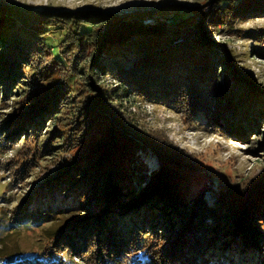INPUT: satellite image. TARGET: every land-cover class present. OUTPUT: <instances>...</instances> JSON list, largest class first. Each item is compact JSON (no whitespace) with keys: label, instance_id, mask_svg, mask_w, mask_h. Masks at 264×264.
Masks as SVG:
<instances>
[{"label":"trees","instance_id":"trees-1","mask_svg":"<svg viewBox=\"0 0 264 264\" xmlns=\"http://www.w3.org/2000/svg\"><path fill=\"white\" fill-rule=\"evenodd\" d=\"M213 3L212 11L198 4L100 15L0 4V42L5 47L0 94L11 99L16 89L23 90L13 101L18 105L0 121V136L3 143H23L15 159L20 177L26 178L51 152L76 154L71 166L60 165L13 210L9 226L27 227L48 219L61 199H76L63 207L78 217L54 231L38 257L26 256V261L48 257V263L61 264L78 257L85 264H241L234 260L249 251L247 264H264V175L251 187L237 180V174L226 175L234 181L222 186L209 178L212 183L206 181L193 192L195 173L183 153L169 145L163 131H149L151 137H142L141 145L111 105L112 98L121 99L118 85L107 89L95 71L103 68L101 60L113 48H130L133 66H117L118 74L123 73L119 78L129 83L120 84L123 94L161 98L172 107L183 103L210 116L211 84L219 76L210 45L220 44L208 38L207 17L229 24L233 15L264 11V0ZM174 9L189 18L200 13L202 20L195 22V30L184 24L172 29ZM259 36L264 38V30ZM176 62L187 71L175 73ZM231 65L227 61L221 68ZM47 75L54 81L46 82ZM48 120H54L51 129L44 128ZM224 126L241 137L250 133L235 131L230 123ZM147 147L156 152L161 167L152 171L146 186L136 189L131 164L140 148ZM6 234H0V251ZM1 256L0 262L6 263L5 257L9 264L22 261L12 252ZM255 256L256 262L250 261Z\"/></svg>","mask_w":264,"mask_h":264},{"label":"rangeland","instance_id":"rangeland-1","mask_svg":"<svg viewBox=\"0 0 264 264\" xmlns=\"http://www.w3.org/2000/svg\"><path fill=\"white\" fill-rule=\"evenodd\" d=\"M0 4L55 9L57 12L88 10L95 15L133 10L153 12L171 5H195L198 8V4L203 10L212 11L216 6L213 0H0ZM175 13L176 9L170 16ZM195 15L189 18L187 13H176L169 19V27L173 29L178 24H184L195 30L197 28L195 22L202 20L200 13ZM185 17L189 19L183 21ZM230 19L228 24L217 21L210 15L205 22L208 38L215 44H220L218 47L210 45L211 57L214 58L212 62L214 66L216 65V71L219 74L215 82L211 84L214 104L210 116L200 110L194 113L183 103L172 107L161 98L149 100L126 90L123 94L124 89L120 84L129 83L122 77L119 78V74L123 73L118 74L117 66H122L125 70L133 66L134 59H131L130 48L124 46L113 48L101 60L104 64L103 68L95 69L98 80L105 84L107 89H113L118 85L117 92L119 91L118 96L120 95L121 99L115 101L112 98L111 105L120 112L126 122L127 130L132 135H138L141 145L142 137L144 139L151 137L148 135L149 131L159 133L163 131L161 133L167 136L169 145L179 149L186 156L182 154L187 162L185 164L191 166L196 175L192 176L193 180L190 184L193 192L199 191L200 184L204 185L206 181L212 183L209 178L220 181L219 186H222V182L229 184L234 181H228L226 175L237 174L239 176L237 180L242 179L241 183L245 182L251 187L259 176L264 175V38L259 36L264 30V11H249L244 15H233ZM4 51L5 47L0 42V54ZM227 61L232 65L229 66L230 68L222 69L221 66ZM174 66L175 73L187 71L184 64L176 62ZM52 75L54 74L49 76ZM46 79V82L54 81L53 78L48 79V75ZM201 84L206 83L201 82ZM22 92L21 88L16 89L15 97H9L12 100L7 99L8 97L5 99L0 94V121L15 109L18 104H14L13 101L18 100ZM159 95L157 92L156 96ZM53 122L54 120L46 121L44 128L51 129ZM229 123L235 131L238 129L250 132L249 135L241 137L237 132L229 131L224 126L227 124L228 127ZM2 136L3 134L0 136V142L2 141L0 143V234H8L3 240L6 244L4 250L0 251V255L5 257L12 252L16 255L14 258L16 261L22 260L21 264L24 262H27L25 264H51L48 263V257L41 259V262L34 259L26 261V256L38 257L39 250L42 246H47L54 231L57 232L60 228L67 226L73 218L78 217L76 214L72 217L71 213L65 211L63 207L64 204L73 203L74 205L76 199H70L71 197L66 200L61 199V204L58 203L56 206L58 209L50 208L52 212L50 211L48 219L33 221L27 227H25L26 223L10 227L11 215L14 208L19 205L20 199L25 198L32 189L41 186L45 177L58 172L60 165L68 163L66 168L71 166L72 163L69 162L75 160L76 154L71 151L59 154L51 152L47 159L42 160L41 165L37 163L24 178L20 177V172L16 169L19 167L15 165L16 153L23 148V143L20 139L3 143L5 140ZM68 139L70 142L73 140L71 133ZM82 148L87 147L82 146ZM136 156L138 157L135 162L131 164V166L135 165L131 179L133 187L138 189L149 183L152 171L160 169L161 165L156 152L151 147H147L146 150L140 148ZM22 218H20L21 221ZM245 257H250L249 251L247 256L240 255L234 262L247 264L248 259L246 258L245 261ZM256 258L255 256L250 261L256 262ZM4 259L6 263L0 262V264H9L7 257ZM73 260L70 262L65 260L61 264H85L78 257Z\"/></svg>","mask_w":264,"mask_h":264}]
</instances>
